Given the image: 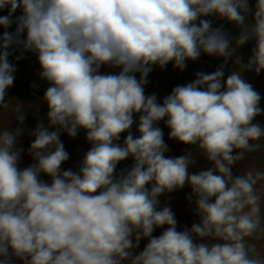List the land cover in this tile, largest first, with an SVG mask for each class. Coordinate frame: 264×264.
Instances as JSON below:
<instances>
[{"label": "clouds", "instance_id": "clouds-1", "mask_svg": "<svg viewBox=\"0 0 264 264\" xmlns=\"http://www.w3.org/2000/svg\"><path fill=\"white\" fill-rule=\"evenodd\" d=\"M8 6L9 15L0 16L5 29L12 13L19 8L23 14L14 34L0 36V108L9 106L6 90L15 79L8 48L26 31L19 42L38 54L40 76L50 84L43 97L49 124L38 123L31 132L35 163L23 170L22 149L15 147L21 130H0V264L14 258L23 264H264L248 243L264 234L256 187L264 171L232 173L264 137V127L253 123L264 113L261 96L242 75L264 71V0H257L252 21L248 0H0V9ZM211 15L241 28L237 46L255 39L247 64L236 58L238 70L223 83L224 65L199 72L162 104L155 94L146 96L153 65L174 61L183 70L201 52L225 63L233 57L226 34L199 19ZM101 66L121 70L101 73ZM13 112L23 123V108L17 104ZM135 113L138 137L130 131ZM165 117L169 138L196 146L211 167L192 173L195 161L188 153L165 156L163 132L155 126ZM79 129L92 147L77 172L61 170L69 154L60 133L74 138ZM124 132L123 145L114 143ZM129 157L133 166L115 174ZM41 173L51 182L41 180ZM185 184L199 221L178 231L171 208H158L159 197ZM142 238L148 243L134 254Z\"/></svg>", "mask_w": 264, "mask_h": 264}, {"label": "rangeland", "instance_id": "rangeland-1", "mask_svg": "<svg viewBox=\"0 0 264 264\" xmlns=\"http://www.w3.org/2000/svg\"><path fill=\"white\" fill-rule=\"evenodd\" d=\"M256 3L257 0H248L249 8L251 9L247 16L249 21L253 20ZM0 16H2L1 9ZM199 19L211 21L212 28H220L226 34L227 38L230 40V48H235L233 57L229 58L227 63H225L224 57L208 55L201 52V55L198 59L186 60V67L183 70L174 67V61L169 62L163 68H161L159 65H153L152 71L146 78L148 83L144 85L145 94L148 91L147 88L151 87L156 92H158L164 100L165 97L172 93V90L175 87L193 82L197 78V73H212L219 69L221 65H224V77L222 80L223 83V81H226L227 77L233 71L238 70L239 65L235 63L236 58L240 59L241 65L247 64L249 58L252 55V49L255 47V39L247 41L244 45L237 46L236 38L241 32L240 27L228 21L226 18H221L217 15L204 16L200 17ZM199 19L196 22L197 24L199 23ZM4 32H9L8 28L5 29L2 25H0V36H2ZM23 40L24 39L17 40V42H14L8 48V52L10 53L8 56V61L12 63L16 69L14 72L15 79L13 86L6 90L5 101L9 103V106L6 109L0 108V130H3L4 128H7L9 131L13 132H15L18 128L21 130V134L17 136L15 145L16 149H22L20 160L18 162V168L20 170H23L24 168L35 163L29 152L30 145L35 139V137L31 135V132L35 130L38 123H42L45 127H47L49 124L47 118L48 105L43 100V97L47 88L50 86L49 82L42 79L40 76L42 69L38 62V54L32 51H26L23 47V44L19 42ZM120 70V68L108 66H101L100 68L101 73L116 74L119 73ZM135 75L139 80L140 73H135ZM242 75L246 82L250 83L260 94L261 100L259 106L261 109H264V71H261L259 74H257L254 70H245L243 71ZM163 100L160 103H163ZM17 104H19L24 111L25 119L23 123H20L17 120L16 114L13 112V109L17 106ZM166 119L167 117L157 122L155 126L162 129L163 140L168 148L165 156L171 157V149L177 147L181 142L169 138L170 129L165 123ZM253 123H258L264 127V113L256 116L253 120ZM55 130V126L49 128V131ZM130 131L134 137H138L140 135L138 130H134L133 132L130 129ZM127 135V132L121 133V143L118 144L123 145L124 139ZM65 138V136H62L61 140L63 141L62 143H64L63 145L65 150L69 154V159L62 163L61 170L71 169L72 171L77 172L82 162V149H80L81 146L78 144L79 142H75V140L72 141L73 139L70 140L71 144L69 141L65 142ZM254 143H259L261 145L263 153H261L259 157L256 158L257 160H253L254 162L256 161V163L251 165L249 169L264 171V137H262L260 141H256ZM71 145H73V148ZM192 149L198 153L197 155H194L195 157H199L200 160L204 158V156L199 153L200 150L196 146H193ZM195 157L194 161H197L198 158L196 159ZM119 164L122 168L129 170L133 166L134 160L132 157H129L123 161H120ZM207 168H209L208 165H206V169ZM240 171H237L236 175H243ZM40 179L47 183L51 182V178L43 173H41ZM262 186H264V181H260L256 187L261 191L262 194L261 216L264 217V187ZM191 193V187L188 184H185L182 189H177L171 193H165L159 197L160 204L158 205V208H163L164 206L171 208L177 220L178 231H182L184 228L190 229L194 222L199 221V217L196 215L194 204L195 197L192 196ZM161 197L164 198L167 204L161 200ZM262 225H264V221H262ZM166 228L167 225L155 228L152 236L158 237ZM257 235L261 238H249L248 243L250 245H255L256 250L260 254L261 258H264V234L258 233ZM194 239L197 243L207 242L212 244L220 242L212 239ZM133 240H135V237H133ZM147 243L148 239L142 238L139 241L138 247L132 249V252L138 255L144 250ZM123 264H130V262L125 260Z\"/></svg>", "mask_w": 264, "mask_h": 264}, {"label": "trees", "instance_id": "trees-1", "mask_svg": "<svg viewBox=\"0 0 264 264\" xmlns=\"http://www.w3.org/2000/svg\"><path fill=\"white\" fill-rule=\"evenodd\" d=\"M9 8H10V6L4 8V9H1L2 16H8L9 15ZM22 14H23L22 10L19 9V8L14 13H12V17L11 18H12L13 22H12L11 26L8 27V30H9L10 33L14 34L16 32V28H17V24L15 22L16 21V17H18V16H20ZM25 38H26V31L24 33H22L17 38V40L25 39ZM147 89H148V91L145 94L146 96L155 94L156 97H157L158 103L162 102L163 97L158 92H156L151 87H148ZM139 116H140V113H135L133 115L134 123L131 126V130L133 132H134V130H138ZM62 136L63 137L65 136L66 137L65 138L66 139L65 142L69 141L70 144H71L70 140H72V139H73L72 141L75 140V142H79L78 144H80V146H81L80 149H82V155H81L82 160H83V157L86 154V152L88 150H90V148L92 147V144L90 142H88L87 139H86V131L84 129H79L77 136L74 137V138L70 137L66 132L61 131L60 140H61ZM116 142L117 143H121L120 139H119V141H115L114 143H116ZM72 146L73 145H71V147ZM192 148H193V146L185 145L183 143H180L177 147H174L173 149H171L170 155H171V157H179L181 155H185L186 153H188L194 159V157H195L194 155H197L198 153L196 151H194ZM199 153L202 154L201 151ZM261 153H263V150L261 149V147L258 150L254 151V152H246L244 158L242 160H240V161H237L236 164L233 166V168H232L233 175L235 176L237 171H240V170H241L240 172L242 174H245L247 171H249L250 170L249 167H251V165L256 163V161L254 162L253 160L254 159L257 160L256 158H258ZM234 154H235V152H234ZM195 158L199 159V157H197V156ZM198 159H197V161H195V163L193 165L190 166V168H189L190 172L195 173V172L201 171L203 169H206V165L211 167V164L206 160L205 157L203 159H201V160L200 159L198 160ZM125 171H126V169L122 168L120 166V164L118 163L117 167L115 169V174H119V173L125 172ZM161 200H163V202L166 203L164 198L161 197ZM13 264H23V261L14 258Z\"/></svg>", "mask_w": 264, "mask_h": 264}]
</instances>
